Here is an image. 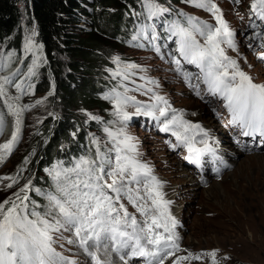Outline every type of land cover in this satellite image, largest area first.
<instances>
[{"label":"rangeland","instance_id":"obj_1","mask_svg":"<svg viewBox=\"0 0 264 264\" xmlns=\"http://www.w3.org/2000/svg\"><path fill=\"white\" fill-rule=\"evenodd\" d=\"M140 1L141 8L145 3L144 0ZM166 1L168 2L166 5L172 7L174 14H182L187 22H191L195 19L193 17H196L203 21L195 19L201 27L205 25L204 22L213 28L219 26L215 15L208 11L207 7H200L190 0ZM155 2L162 7L165 5L158 0ZM211 4L216 5L219 15L233 33L232 40L235 47H229L224 42L221 43V47L234 55L232 57L238 60L240 70L251 76L255 83H264L263 63L256 56L260 51H252L248 48V44L238 31L241 25H246L248 19V16L244 14L245 0H210L209 6ZM135 7L138 8L139 5ZM131 13L135 17L139 15L135 9H131ZM88 19L87 17L86 20ZM87 22L80 25H87ZM186 24L184 22V26L188 27L189 25ZM190 24L196 25L192 22ZM24 30L26 31L25 52L33 55L27 69L22 73L18 69L11 77L3 76V69H0V84L4 87V95H0V141L3 140L1 139L4 137L3 133L6 137L11 127H13L11 133L16 129L17 117L10 112L8 104L23 109L19 115L21 121L19 138L12 154L0 167V202L11 199L13 196L15 198L12 200L17 202L16 194L19 193L22 197L25 194L8 187L11 182V173L17 168L19 159L25 153L30 130L36 128L48 116L53 117L59 113L58 109L53 111L47 103L46 93H37L32 90L34 74H30L29 70L32 69L35 73L42 65V57L39 53L41 49L36 43L35 28L31 26L29 31L26 28ZM196 38L201 44L205 43V37L197 34ZM141 39L133 40L130 46L109 48L111 66H107L104 72L106 80H114L122 73V70L133 72L131 76L126 75L128 81L121 94V96L133 98L123 106V111L128 113L129 119L124 121L116 114V103L110 104L109 110L112 114L106 122L103 112L97 107L80 109L77 111L78 115L86 123L95 121L102 125L101 131L94 129L92 132H94L93 138L100 141L105 152L113 148V142L109 140L105 132L106 128L113 132L123 129L124 133L132 138L131 143L135 146L136 159L147 165L150 173L147 177L139 178L140 184L131 183L130 187L138 188L139 195L145 196V201L150 206L149 214L158 215L159 213L151 208V200L145 195L144 182L150 181L151 177H155L159 182L158 190L162 193L163 200L169 202L166 208L167 215L176 221L172 231L181 239L183 247L182 251L166 258L163 264H174V262L176 264H264V151L243 153L236 150V147L230 146L231 141H229L226 127L213 118L212 113L205 108V103L188 93L190 90H198L199 86H203L208 91L200 67L189 63L182 55L179 56V60L176 57H169L164 62L151 50L145 51L143 48L146 47L140 45ZM29 40L32 41L30 51L25 47ZM177 60L179 64L176 63ZM131 65L136 67H130ZM172 69H177V75L173 74ZM5 78H8V83H5ZM17 84L22 87L18 89ZM156 96L163 97L167 101L171 119L177 116L191 125H199L203 131L209 133L211 141L212 138L215 142L217 141L216 148H226L224 151L227 155L229 153L226 150L231 152L230 168L219 178L210 181L206 178L205 182H208L204 184L205 182L201 180L202 176L197 171L194 174L190 173L183 161L176 156L177 152H170L162 138L158 137L159 135L153 130L146 132L143 129L140 124L141 112L165 107L162 102L154 99ZM25 105L29 107L25 108ZM137 107H141L140 114H136ZM4 115L6 121L2 127ZM229 117L231 120L230 112ZM173 130L188 134L189 137L198 133V129L195 128L185 133L178 124L173 125ZM122 138L118 136L116 139ZM106 154L113 161L115 160V152H106ZM81 157L86 156L74 158L73 164ZM25 184L27 182H24L20 190ZM121 202L130 213L136 215L138 221L144 220V216L129 203L127 198H122ZM61 231L62 236L60 233L54 234L56 243L53 246L56 251H60L64 256L77 258V264H85L84 261L91 264L94 258L89 255V252L92 251H83L78 242L69 243L70 240L76 239L72 231ZM59 244L62 245L60 248ZM213 251L216 253L215 258L209 255ZM95 253L105 260L106 264H114V260L106 253L102 251ZM180 257L186 259H179Z\"/></svg>","mask_w":264,"mask_h":264},{"label":"snow or ice","instance_id":"obj_2","mask_svg":"<svg viewBox=\"0 0 264 264\" xmlns=\"http://www.w3.org/2000/svg\"><path fill=\"white\" fill-rule=\"evenodd\" d=\"M190 2L207 7V10L215 15L219 26L213 28L210 25L201 27L198 24H190L184 27L179 23L172 25L173 35L180 37V54L189 63L200 67L208 92L224 98L231 113L230 123L238 126L242 135L258 134L264 137V83H255L251 76L240 70L235 60L225 54L221 43L235 47L231 39L233 33L219 15L216 5L209 6L210 0ZM144 3L149 18L167 11L155 0H144ZM251 8L264 19V0H252ZM197 34L205 37L204 44L197 40ZM31 44L32 41L29 40L25 46L29 51ZM176 63L179 64V61ZM29 72L34 74L32 69ZM8 82V78H5V83ZM16 87L19 89L22 86L17 84ZM0 95H4L3 84H0ZM131 99L133 98L118 93L115 96L116 114L124 121L129 119V115L123 111V106ZM154 99L165 105L160 110V115L166 116L169 111L167 101L160 96ZM141 107H137L136 114H140ZM8 108L17 119L11 139L0 145V149L5 153L11 152L18 138L21 123L19 115L23 111L12 104H8ZM175 124L183 128L185 133L193 128L203 131L199 125H191L177 116L165 123L162 130L169 131L170 126ZM105 132L113 142V148L107 149L106 152H115V160L113 161L105 151H101L100 141L93 138L92 143L96 148L94 158L91 155L81 157L72 167H64L62 164L54 166L49 170L53 190L45 193L35 189L48 201L42 213L37 211L38 205L35 201H30L27 195L31 190V182L20 190L25 193L23 197L19 193L16 194L19 203L11 199L0 202V264H77L75 260L57 252L53 246L56 243L54 234L60 233L62 236L61 230L72 231L76 239L70 240L69 243L78 242L85 251L92 246L98 250L103 248L105 251L110 246L112 251L117 253L129 250L120 256L121 260L130 255L151 257L163 264L165 257L174 254L170 249L178 248L175 242L177 237L172 231L176 221L167 215L169 202L163 200L162 193L158 190L159 182L155 177L144 182L145 195L151 200V208L159 213L149 214L150 206L145 201V196L139 195V189H132L130 184H140L139 178L147 177L150 169L136 159L132 138L127 136L123 129L113 132L106 128ZM173 134L187 145L190 155L185 157L186 160H193L194 157L198 159L202 151H213L206 143L203 149L195 147L194 137L179 132ZM204 135L207 136V133ZM118 136L123 138L117 140ZM4 158L0 156V160ZM8 187H11V184ZM122 198H127L144 216L142 222L128 211L121 202ZM162 208L164 211H160ZM157 229H163V232ZM161 253H164V257H161ZM89 255L96 260V264H104L95 252H89ZM209 255L215 258L216 253L213 251ZM149 264H152V260H149Z\"/></svg>","mask_w":264,"mask_h":264},{"label":"trees","instance_id":"obj_3","mask_svg":"<svg viewBox=\"0 0 264 264\" xmlns=\"http://www.w3.org/2000/svg\"><path fill=\"white\" fill-rule=\"evenodd\" d=\"M140 6L139 0H0V69L22 59L20 73L27 69L33 55H25L24 29L34 27L42 65L32 76V90L46 93L52 110H59L30 130L25 153L11 173V189L20 191L24 182H31L27 195L41 213L48 201L35 189L53 190L49 170L58 164L72 167L74 158L80 156H95L92 130L101 131L102 125L82 121L77 111L97 107L105 122L109 120V106L125 89L126 75L133 72L122 70L114 80H106L104 72L111 66L108 50L138 41L137 23L145 19ZM180 18L187 26L198 24L195 19L187 22L182 15ZM86 21L87 25H80ZM5 121L6 116L2 127Z\"/></svg>","mask_w":264,"mask_h":264},{"label":"bare ground","instance_id":"obj_4","mask_svg":"<svg viewBox=\"0 0 264 264\" xmlns=\"http://www.w3.org/2000/svg\"><path fill=\"white\" fill-rule=\"evenodd\" d=\"M16 70H17V68H15V69L13 68V69H11V70L5 71V72H3V76H9V77H11V75L14 76ZM212 123H213V122H212ZM215 124H216V123H215ZM217 126H218V125H217ZM12 130H13V127L10 128V131H9V133L6 135V137H5V134L3 133L4 137H3V135H2L3 138H1V139H3V140L0 141V145L5 144L7 141H9V140L11 139V137H12V133H11ZM215 133H216V132H215ZM219 137H220V136H219ZM18 138H19V135H18ZM18 138H17V139H18ZM218 139H219V138H218ZM16 142H17V140H16ZM16 142L14 143V145L16 144ZM216 142H217V141H216ZM14 145H13L12 150H11L10 153H5V151H4L3 149H0V156L5 157L4 159L0 160V167H2L1 165L6 161V159L8 158V156L12 154V152H13V150H14ZM236 150H237V149H236Z\"/></svg>","mask_w":264,"mask_h":264},{"label":"water","instance_id":"obj_5","mask_svg":"<svg viewBox=\"0 0 264 264\" xmlns=\"http://www.w3.org/2000/svg\"><path fill=\"white\" fill-rule=\"evenodd\" d=\"M23 60H24V59H22L17 65L20 66V64L22 63Z\"/></svg>","mask_w":264,"mask_h":264}]
</instances>
